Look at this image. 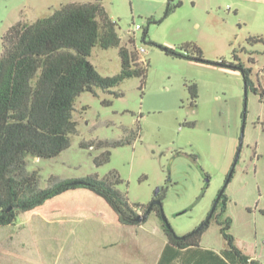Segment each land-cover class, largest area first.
Here are the masks:
<instances>
[{"label": "rangeland", "instance_id": "rangeland-1", "mask_svg": "<svg viewBox=\"0 0 264 264\" xmlns=\"http://www.w3.org/2000/svg\"><path fill=\"white\" fill-rule=\"evenodd\" d=\"M181 2L167 15L159 0L106 3L121 42L132 49V38L138 61L148 63L146 76L77 96L76 133L69 147L54 158L26 159V170L38 172L39 187L49 185L50 177L95 173L102 178L114 170L122 179L117 188L130 203L146 205L156 189L165 187L161 207L176 235L205 220L232 168L243 122V75L234 67L232 50L264 95V45L246 41L264 35V5L235 2L229 10L225 3L209 7L207 0ZM49 4L57 5L54 0H0V53L2 34L18 20L47 16L53 9ZM184 42L196 43L203 61L168 54L154 44L184 52L178 49ZM139 47L145 50L142 55ZM89 60L104 76L120 69L116 47L95 45ZM191 83L197 87L193 105L187 89ZM104 139L124 143L110 145L109 160L95 166L100 149L80 143ZM223 193L226 210L219 219L230 217L235 245L264 263V103L259 92H247L242 145ZM142 221L122 225L101 197L83 188L69 190L0 226V264H152L161 246L153 232L159 217L150 211ZM107 239L115 245L98 249L97 242ZM200 245L225 246L216 217L209 220Z\"/></svg>", "mask_w": 264, "mask_h": 264}, {"label": "trees", "instance_id": "trees-1", "mask_svg": "<svg viewBox=\"0 0 264 264\" xmlns=\"http://www.w3.org/2000/svg\"><path fill=\"white\" fill-rule=\"evenodd\" d=\"M181 3V0H167L165 15ZM117 29V20L108 14L103 0H91L61 4L47 16L32 22L18 20L2 34L0 226L13 223L20 212L31 211L58 194L78 188L101 197L114 212L118 223L140 224L136 217L145 212L149 203H130L126 192L117 188L122 179L114 170L102 178L95 173L81 178L50 177V184L44 188L39 187L38 172L26 170L27 157L50 159L69 147L71 136L76 133L75 100L81 92L94 93L95 88L109 90L129 77L144 80L148 63L138 61L134 40L128 39V44L132 45L130 49L121 42ZM145 33L146 30L143 37ZM246 41L249 45H264V35H251ZM154 44L168 54L203 61L202 50L194 42L180 44L178 49L184 52ZM95 45L102 49L117 48L120 69L116 74L104 76L95 69L89 60ZM232 57L237 61L234 67L242 72L248 90L259 92L260 101L264 103L263 90L259 89V83L254 85L251 69L244 67L235 50H232ZM187 89L193 105L197 97L196 83L189 84ZM123 143L122 139H104L95 144L91 141L88 145L80 143V147L100 149L93 157L95 166H100L109 160L108 147ZM164 192L165 187L160 186L152 200L161 202ZM226 201L227 197L222 193L217 205L221 204V210L217 213L216 207L212 214L225 241V246L218 251L200 245L209 221L197 232L174 238L171 226L167 227L162 220L160 206L154 204L150 211H155L159 217L160 228L166 237L157 264H264L235 245L234 236L229 232L231 218L219 219L226 210Z\"/></svg>", "mask_w": 264, "mask_h": 264}, {"label": "crops", "instance_id": "crops-1", "mask_svg": "<svg viewBox=\"0 0 264 264\" xmlns=\"http://www.w3.org/2000/svg\"><path fill=\"white\" fill-rule=\"evenodd\" d=\"M87 1H91V0H59V2H58V0H54V2H56L57 3V5L55 6V7H57V6H59V5H61V4H64V3H68V2H87ZM124 0H119V2H123ZM160 1V3L163 5V3H165L164 1H166V3H165V7H166V4H167V0H159ZM208 1V5H209V7H214V6H216V7H218V8H221L223 5H224V3H225V5L227 6V8L230 10L231 9V7H234V5H236L235 4V2H238L239 4H241V5H245V4H248V5H251V4H257V2H262V4L264 5V0H207ZM106 3H109V4H111L112 3V0H104V2H103V4H104V7H105V9L107 10V12L109 13V15L112 17V13L110 12V10L107 8V6H106ZM50 5L51 4H49L48 5V8H50V9H52V8H54V6H51L50 7ZM111 13V14H110ZM149 15H152L151 16V19H152V21L153 22H155V21H157V20H155V18H154V16L155 17H157V14H156V12H152L151 14H149ZM138 25V24H137ZM141 28V27H140ZM139 28V29H140ZM154 235H155V237L156 238H158L159 240H160V244H161V246H159L157 249H156V252H155V254L153 255L154 257H153V261H152V264H157V262H158V259H159V257H160V254H161V252H162V249H163V247L165 246V243H166V237H165V235L163 234V232H162V230H161V228H160V225H159V223H156L155 224V226H154ZM113 245H115V243L112 241V240H109V239H107V240H102V241H99V242H97V248L98 249H107V247H112ZM151 247V246H150ZM206 248H208V247H206ZM210 249H212V248H210ZM212 250H214V249H212ZM214 251H218V250H214ZM248 254V253H247ZM250 255V254H249ZM106 256V255H105ZM252 256V255H251ZM102 257V256H101ZM252 257H255V256H252ZM256 258V257H255Z\"/></svg>", "mask_w": 264, "mask_h": 264}, {"label": "water", "instance_id": "water-1", "mask_svg": "<svg viewBox=\"0 0 264 264\" xmlns=\"http://www.w3.org/2000/svg\"><path fill=\"white\" fill-rule=\"evenodd\" d=\"M243 88H244V111H243V115H242V121H243V122H242V127H241L240 137H239V144H238L237 151H236V154H235V157H234V161H233V164H232V168H231L230 172L228 173V175H227V177H226V179H225V183H224L223 187L221 188L220 192H219L218 195L216 196V198H215V200H214V203H213V205H212V207H211V209H210V211H209L207 217L205 218V220H204V221H203L198 227H196L193 231H190L189 233H187V234H185V235H176V234L174 233L173 229L170 228V229H171L170 231L172 232V235H173L174 238H184V236H186V235H188V234H191L192 232H197V231H199L200 229H202V228L208 223V221H209L210 218L212 217V214H213V212H214V210H215V208H216V205H217V203H218V201H219V198H220L221 194L224 192V189H225L227 183H228L229 180H230V177H231V175H232V171H233V166H234V164H235V162H236V160H237V158H238V156H239L240 148H241V145H242V139H243L245 107H246V99H247V92H248V88H247V86H246V82H245V81H243ZM154 204L160 206V211H161V217H162V220L166 223V226H167V227H170L169 223L167 222V220H166V218H165V216H164V214H163L162 207H161V202L158 201V200H152V201L149 203L148 207L146 208L145 212H144L142 215H139V216L136 217L137 221L140 222V221L146 219L147 215L149 214V212H150V210H151V208H152V206H153Z\"/></svg>", "mask_w": 264, "mask_h": 264}, {"label": "built area", "instance_id": "built-area-1", "mask_svg": "<svg viewBox=\"0 0 264 264\" xmlns=\"http://www.w3.org/2000/svg\"><path fill=\"white\" fill-rule=\"evenodd\" d=\"M140 26L136 25L135 29H139ZM138 52L142 55V53L145 51L142 47L137 48ZM142 60L145 61V59L142 57Z\"/></svg>", "mask_w": 264, "mask_h": 264}, {"label": "flooded vegetation", "instance_id": "flooded-vegetation-1", "mask_svg": "<svg viewBox=\"0 0 264 264\" xmlns=\"http://www.w3.org/2000/svg\"><path fill=\"white\" fill-rule=\"evenodd\" d=\"M153 200H156V199H153ZM219 202V201H218ZM218 204V203H217Z\"/></svg>", "mask_w": 264, "mask_h": 264}]
</instances>
